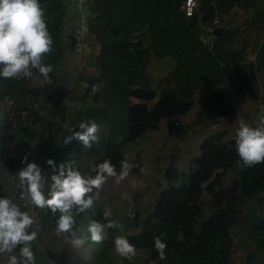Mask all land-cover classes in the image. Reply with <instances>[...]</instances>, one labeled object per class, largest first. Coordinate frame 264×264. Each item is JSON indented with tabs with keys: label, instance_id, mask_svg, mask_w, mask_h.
<instances>
[{
	"label": "trees",
	"instance_id": "16d2710c",
	"mask_svg": "<svg viewBox=\"0 0 264 264\" xmlns=\"http://www.w3.org/2000/svg\"><path fill=\"white\" fill-rule=\"evenodd\" d=\"M181 1L93 0L89 33L79 41L73 29L68 31L72 20L65 0H39L53 39V50L43 58L53 66L51 83H41L43 78L35 70L33 79L0 78V198L8 197L29 212L18 200L19 187L10 195L1 183V170L14 174L25 166L21 163L25 156L45 173L47 194L54 174L48 159L57 168L74 159L85 177L94 176L97 165L106 159L119 173L120 162L126 159L137 165L131 176L141 171V156L137 151L133 157L126 156L123 144L137 143L148 130H158L161 120L169 136L186 135L188 125L178 116L188 110L195 90L219 84L226 74L245 68L243 58L230 49L241 28H225V17L238 9L244 14L242 28L254 25L264 31V0H196L197 10L191 16L179 10ZM209 27L212 34L206 40L204 31ZM89 38L97 47L91 54L96 71L87 81L98 88L79 90L83 80L79 78L74 84L77 94L72 96V90L65 88L63 58L67 49L77 53L76 43L84 45ZM160 61L168 62L169 68L153 76L151 66H159ZM245 88L237 86L235 94L244 95ZM77 101L81 107L68 105ZM198 115L196 121L203 126L220 122L223 128L202 138L185 172L173 176L166 170V185L141 219L140 229L124 236L135 246L136 255L123 259V264H140L143 259L156 264H234L237 248L244 250V264H264L253 251L257 247L264 254V163L245 169L237 166L236 136L225 138L235 112L222 93L205 101ZM72 119L102 124L101 146L85 149L76 141L64 144L65 123ZM32 139L38 141L35 148L43 151L40 160L33 157ZM206 205L209 213L202 218ZM33 210L35 215L29 214L35 223L30 231L40 239L42 230L56 226L58 214ZM83 216L75 217L73 232ZM157 237L167 245L166 259H160L154 246ZM64 240L71 253L65 247L63 256L47 264L77 262L80 249L72 247L70 234ZM32 251L36 264H46L35 241ZM6 261L0 255V264Z\"/></svg>",
	"mask_w": 264,
	"mask_h": 264
},
{
	"label": "rangeland",
	"instance_id": "374dc122",
	"mask_svg": "<svg viewBox=\"0 0 264 264\" xmlns=\"http://www.w3.org/2000/svg\"><path fill=\"white\" fill-rule=\"evenodd\" d=\"M243 12L232 9L230 14L224 19V27H237L239 31L235 33V41L230 45V49L239 53L243 58L242 64L245 65L244 71L237 69L231 75L226 74L223 81L219 84L205 87L201 85L197 88L191 98L188 110L178 116L183 125H188L187 133L182 138L171 137L166 133L165 120H161L158 130H148L146 134L139 138L137 143H126L122 145L126 156L133 157L134 152L141 156V171L136 175L125 178L120 183H116L113 178L102 188L98 199L95 200L93 208L82 213L80 225L75 233L77 236L86 234V229L92 220L107 223L103 217V212L109 210L111 215L109 220L116 224L113 229H107L105 238L100 243L87 242L79 248L80 252L76 256L74 264H123V259L114 250L113 240L116 236H125L129 233L137 232L141 227V219L151 210L153 202L161 187L166 185V170L177 176L189 168L190 159L199 151V142L207 134L222 129V123L218 122L212 126H203L197 122L198 112L203 107L205 101L211 100L217 93H222L227 101H230L235 112L234 120L228 124L225 138L236 136L238 121L244 120L246 123L255 127L264 108V31L249 25L242 28ZM68 31L75 29L74 23H70ZM204 28V26H203ZM209 29V28H208ZM210 38L207 34L206 40ZM89 40L84 45L77 48V53L67 49L63 58L61 69L64 73V80L67 90H72L76 96V79H91L95 74V67L92 63V52L97 47ZM77 46V44H76ZM90 50V52H89ZM89 54H88V53ZM168 62L160 61L159 66L152 65L151 73L153 76H160L167 72ZM247 77L249 80H244ZM245 88L244 95L235 94L236 87ZM73 103L71 102V105ZM196 121L197 123H193ZM98 141L93 146H101L104 140V127L98 124ZM37 139L31 140L34 147V159L40 160L42 149H36ZM17 170L14 174H8L1 170V183L10 195L19 185ZM43 172V171H42ZM43 175L45 173L43 172ZM228 177L225 180L227 184ZM18 200L35 215L34 206L26 200ZM209 213L208 206H205L202 218ZM199 220V219H198ZM53 229L42 230L41 238H36L35 242L45 263H52L58 256L64 255L63 252L68 247L65 244V234L57 236ZM69 250V249H68ZM49 251V252H48ZM257 253L259 261H264V254L257 247L253 248ZM71 253V251H67ZM244 250L237 248L234 253V264H244L242 259ZM14 254V253H13ZM105 255V256H104ZM7 260V255H3ZM140 264H156L155 261L143 259Z\"/></svg>",
	"mask_w": 264,
	"mask_h": 264
},
{
	"label": "clouds",
	"instance_id": "9594fccd",
	"mask_svg": "<svg viewBox=\"0 0 264 264\" xmlns=\"http://www.w3.org/2000/svg\"><path fill=\"white\" fill-rule=\"evenodd\" d=\"M52 45L45 11L39 0H0V78L33 79L35 70L43 78L41 83H51L49 74L53 66L46 65L43 58L51 53ZM261 113L255 127L244 120L238 121L235 144L239 157L236 164L240 169L264 163V108H261ZM98 131L99 126L94 120L80 122L79 130H74L67 142L76 141L85 149H90L98 141ZM21 163L25 166L17 172L20 199L36 208L47 209L54 216L58 214L55 234H70V243L75 249L89 241L102 242L107 229L116 227L109 220L110 211L105 210L103 217L107 223L92 220L86 234L77 236L73 232L75 217L93 208L99 190L107 180L113 178L118 184L137 167L125 159L120 162V171L117 173L115 166L106 159L97 165L94 176L85 177L76 168L74 159L60 163L58 168L52 159H48L47 164L52 166L54 174L51 175V184L46 194L45 177L40 165L29 162L28 156ZM34 223L29 212L22 211L12 199L0 198V255H7L6 264H36L32 245L37 232L30 231ZM113 244L115 253L122 259L132 260L136 255L135 246L124 236H116ZM154 246L160 259H166V243L157 237ZM17 249L18 253L13 254Z\"/></svg>",
	"mask_w": 264,
	"mask_h": 264
},
{
	"label": "built area",
	"instance_id": "2783aa9c",
	"mask_svg": "<svg viewBox=\"0 0 264 264\" xmlns=\"http://www.w3.org/2000/svg\"><path fill=\"white\" fill-rule=\"evenodd\" d=\"M65 2L67 4L66 14L71 17L72 23H74L75 29H73V33L80 41L84 39L89 33L88 18L90 16V7L93 3V0H65ZM179 10L182 11L186 16L193 15L194 11L197 10L196 0H192L191 3H189V0H182L179 5ZM204 33L206 34V36L208 34V36L210 37L212 34V29L209 27V29L207 28ZM76 44L82 46L83 42H77ZM85 85H87V87H85ZM88 87H90L94 92L97 90L98 84H90L87 80H82L79 82V90H83ZM68 105H70V107L72 108H79L81 107V102L77 101L72 105L71 103H69ZM78 125L79 123L75 119L69 120L65 123L66 134L63 137L64 144H69L67 142L68 138L71 137L72 132L76 130Z\"/></svg>",
	"mask_w": 264,
	"mask_h": 264
},
{
	"label": "water",
	"instance_id": "95a60500",
	"mask_svg": "<svg viewBox=\"0 0 264 264\" xmlns=\"http://www.w3.org/2000/svg\"><path fill=\"white\" fill-rule=\"evenodd\" d=\"M203 42H206V40H205V39H203Z\"/></svg>",
	"mask_w": 264,
	"mask_h": 264
}]
</instances>
